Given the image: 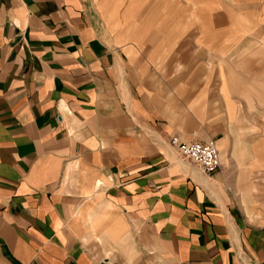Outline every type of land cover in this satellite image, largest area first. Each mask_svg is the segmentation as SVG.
Listing matches in <instances>:
<instances>
[{
    "label": "crops",
    "instance_id": "1",
    "mask_svg": "<svg viewBox=\"0 0 264 264\" xmlns=\"http://www.w3.org/2000/svg\"><path fill=\"white\" fill-rule=\"evenodd\" d=\"M152 1L0 0V264H264V84L207 63L243 44L147 32Z\"/></svg>",
    "mask_w": 264,
    "mask_h": 264
},
{
    "label": "rangeland",
    "instance_id": "2",
    "mask_svg": "<svg viewBox=\"0 0 264 264\" xmlns=\"http://www.w3.org/2000/svg\"><path fill=\"white\" fill-rule=\"evenodd\" d=\"M151 11V26L146 31L160 32L168 40L176 38L179 47L182 40L190 35H197L199 39L201 30H206L205 38L225 39L226 43L231 42L234 46L243 44L247 50L253 47V43L246 38L249 40L264 38V20L262 19L264 0H153ZM153 39L154 36H150L147 38V43ZM157 48L151 46L148 55L150 57L155 55L158 49H161ZM172 49V47L167 48L166 54L161 59L162 64L168 63ZM245 49H231L223 56L211 51L209 56L206 54V60L212 65L224 59L226 63L233 64L236 70L244 73L247 80L262 81L264 84V45L260 50L262 54L259 52H256V55L251 52L245 54L242 52L246 51ZM258 59L262 62L260 65L262 71H255V62ZM255 101H257L256 98ZM242 108L243 116L253 113V119L251 115L247 123L255 126L259 131L264 130V102L253 106L245 104Z\"/></svg>",
    "mask_w": 264,
    "mask_h": 264
},
{
    "label": "built area",
    "instance_id": "3",
    "mask_svg": "<svg viewBox=\"0 0 264 264\" xmlns=\"http://www.w3.org/2000/svg\"><path fill=\"white\" fill-rule=\"evenodd\" d=\"M169 145L181 158L193 163L203 174H211L219 168V156L212 140L186 143L173 136L169 139Z\"/></svg>",
    "mask_w": 264,
    "mask_h": 264
}]
</instances>
